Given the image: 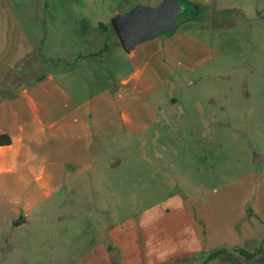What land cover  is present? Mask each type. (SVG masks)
<instances>
[{"label":"rangeland","instance_id":"374dc122","mask_svg":"<svg viewBox=\"0 0 264 264\" xmlns=\"http://www.w3.org/2000/svg\"><path fill=\"white\" fill-rule=\"evenodd\" d=\"M164 1L0 0V41L9 56L32 45L44 71L92 74L93 92L133 69L112 18ZM173 2L192 10L149 40L184 45L166 61L157 120L110 135L91 180L0 234V264H264L235 247L264 248L247 237L264 234V0ZM100 17L109 23L93 33ZM106 45L88 65L67 60Z\"/></svg>","mask_w":264,"mask_h":264},{"label":"crops","instance_id":"0c3cea01","mask_svg":"<svg viewBox=\"0 0 264 264\" xmlns=\"http://www.w3.org/2000/svg\"><path fill=\"white\" fill-rule=\"evenodd\" d=\"M108 23L101 17L93 21V33H100L99 26ZM106 36L109 39L108 32ZM181 42L172 37L167 44L138 43L126 51L133 69L120 80H112V85L90 92L95 89L92 74L44 71L40 59L31 61L32 45L9 56L5 40L0 41V133L12 138L10 144L0 145V234L12 227L21 228L80 178L91 180L107 159L104 150L110 135L147 131L142 117H150L152 123L157 120V96L174 74L166 68V61L177 54L178 47L184 49ZM94 49L74 51L67 60L82 58L88 65L90 58L94 61V56L106 50L105 46ZM20 216L25 220L16 225L14 221ZM255 233L252 230L247 237L264 240V234ZM235 247L252 252L245 249L247 246ZM259 251L254 252L264 253V248Z\"/></svg>","mask_w":264,"mask_h":264},{"label":"water","instance_id":"95a60500","mask_svg":"<svg viewBox=\"0 0 264 264\" xmlns=\"http://www.w3.org/2000/svg\"><path fill=\"white\" fill-rule=\"evenodd\" d=\"M182 11L180 3L165 0L155 9L139 6L129 13L117 14L111 22L120 44L130 52L138 43L176 29ZM24 220L25 218L20 216L14 223L19 225Z\"/></svg>","mask_w":264,"mask_h":264},{"label":"trees","instance_id":"16d2710c","mask_svg":"<svg viewBox=\"0 0 264 264\" xmlns=\"http://www.w3.org/2000/svg\"><path fill=\"white\" fill-rule=\"evenodd\" d=\"M113 32L115 33V31L113 30ZM107 48V45L105 46V49ZM12 142V138L9 134L7 133H0V145H8ZM225 249H219L217 251H214L211 256H215L219 253H222ZM240 252L242 254H244L248 259H252L253 257H255V255H257L256 252H248L244 249H240ZM261 252V251H260ZM164 264V263H162Z\"/></svg>","mask_w":264,"mask_h":264},{"label":"flooded vegetation","instance_id":"af4514ba","mask_svg":"<svg viewBox=\"0 0 264 264\" xmlns=\"http://www.w3.org/2000/svg\"><path fill=\"white\" fill-rule=\"evenodd\" d=\"M185 10H186V11L181 12V13H182V14L189 13V15H191V10H192V8H190V7H188V6H185ZM182 14H181V15H182ZM189 15H188V16H189Z\"/></svg>","mask_w":264,"mask_h":264}]
</instances>
